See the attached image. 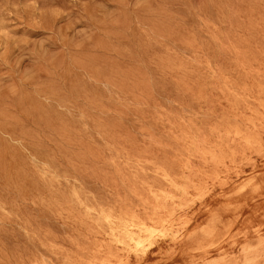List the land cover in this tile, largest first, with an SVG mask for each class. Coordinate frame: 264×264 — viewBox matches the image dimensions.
I'll return each instance as SVG.
<instances>
[{
	"label": "rangeland",
	"instance_id": "obj_1",
	"mask_svg": "<svg viewBox=\"0 0 264 264\" xmlns=\"http://www.w3.org/2000/svg\"><path fill=\"white\" fill-rule=\"evenodd\" d=\"M0 264H264V0H0Z\"/></svg>",
	"mask_w": 264,
	"mask_h": 264
},
{
	"label": "bare ground",
	"instance_id": "obj_2",
	"mask_svg": "<svg viewBox=\"0 0 264 264\" xmlns=\"http://www.w3.org/2000/svg\"><path fill=\"white\" fill-rule=\"evenodd\" d=\"M132 239H133V240H136V241H137V243H141V240H140V239H138V238L136 239L135 237H132Z\"/></svg>",
	"mask_w": 264,
	"mask_h": 264
}]
</instances>
